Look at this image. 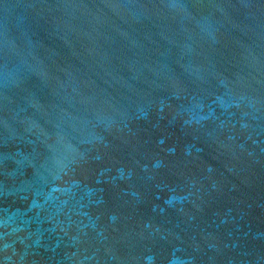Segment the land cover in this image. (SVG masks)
<instances>
[{"label": "water", "instance_id": "95a60500", "mask_svg": "<svg viewBox=\"0 0 264 264\" xmlns=\"http://www.w3.org/2000/svg\"><path fill=\"white\" fill-rule=\"evenodd\" d=\"M0 264H264V0H0Z\"/></svg>", "mask_w": 264, "mask_h": 264}]
</instances>
